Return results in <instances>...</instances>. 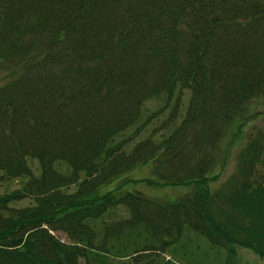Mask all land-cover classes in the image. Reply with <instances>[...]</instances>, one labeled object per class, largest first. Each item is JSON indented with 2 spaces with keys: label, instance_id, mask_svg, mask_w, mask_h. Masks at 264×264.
I'll use <instances>...</instances> for the list:
<instances>
[{
  "label": "trees",
  "instance_id": "trees-1",
  "mask_svg": "<svg viewBox=\"0 0 264 264\" xmlns=\"http://www.w3.org/2000/svg\"><path fill=\"white\" fill-rule=\"evenodd\" d=\"M0 70V181L28 178L0 195V264L264 259V125L214 174L264 107V0H0ZM150 100L170 115L136 142ZM204 241L218 252L200 258Z\"/></svg>",
  "mask_w": 264,
  "mask_h": 264
},
{
  "label": "rangeland",
  "instance_id": "rangeland-1",
  "mask_svg": "<svg viewBox=\"0 0 264 264\" xmlns=\"http://www.w3.org/2000/svg\"><path fill=\"white\" fill-rule=\"evenodd\" d=\"M6 72L3 70H0V84H3L5 81V76ZM191 92L190 91H185L183 92V96L181 98V108L179 112V116L177 118V122L181 121L180 119L186 114L187 106L189 104V101L191 99ZM165 107L164 102L162 100H150L147 102V105L145 106L143 116L148 115L147 113H152V112H162L158 115L160 116V119H156V115H154L156 118L151 121L149 125H146L145 129L143 128L142 133L136 138V142L140 141L144 137H147L151 130L153 128H158L161 126L163 123V120H167L170 115V110L169 109H164ZM162 108V109H161ZM160 110V111H159ZM256 112H260L258 118H256L251 124H249V127L246 128L243 132V134L234 137L235 131H232L231 134L227 136L225 141H223V153L226 155V167L225 169H222V166H219L214 174H219L220 179L217 184H222L230 174H232L235 171L236 168V160H237V155L239 152V149H242V147L245 145L247 142V139L249 138L250 134L252 131L256 130L260 126L262 127L264 125V115L262 112H264V107L261 104H258L255 108ZM156 113V114H158ZM253 119V117H252ZM176 122V123H177ZM136 132V131H135ZM134 129L129 130L126 133V136H132L134 133ZM135 145V144H134ZM29 166L31 167L33 174L35 176H39L41 173L40 165L36 160H29L28 161ZM58 165V164H57ZM58 168V167H57ZM65 170V168H64ZM151 174V170L149 167H144V168H138L136 169L130 176L135 179H143L144 177H148ZM5 174L4 172L0 171V179L4 177ZM28 178H21V179H13V180H4L0 181V195H4L7 193H10L14 190L23 188L24 185L27 183ZM133 184V183H132ZM131 183L126 187V190H132V189H139L141 192L149 195L150 197L153 196V198H161L164 200L168 201H175L177 198L180 197V195L186 192V188H162V189H153L150 187H147L144 183H138L137 186L135 187L134 184L132 185ZM117 185L116 183H113L111 185H108L104 188L103 191H108L110 189H113ZM35 201L34 200H29L25 199L19 202H12L10 204V208L13 209H24L28 208L30 206H34ZM200 254V258H204L206 255H211L213 253H217V249H213L211 245L204 241L200 243L199 248H197ZM213 253H212V252ZM239 255L240 259L247 264H264V259L259 257L258 255L254 254L253 252L239 248ZM198 255V252L196 253Z\"/></svg>",
  "mask_w": 264,
  "mask_h": 264
}]
</instances>
